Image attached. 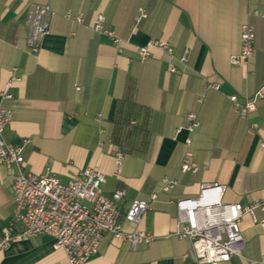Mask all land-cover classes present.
<instances>
[{
	"label": "crops",
	"instance_id": "0c3cea01",
	"mask_svg": "<svg viewBox=\"0 0 264 264\" xmlns=\"http://www.w3.org/2000/svg\"><path fill=\"white\" fill-rule=\"evenodd\" d=\"M36 4L49 5L55 15L39 51L31 54L24 18ZM140 9L146 16L137 20ZM254 9L264 10V0H0V87L18 78L12 98L0 99V108L12 112L4 139L20 149L23 170L63 184L86 168L100 171L103 195L126 192L122 230L154 236L132 247L106 233L89 264H191L190 240L173 235L175 202L196 197L201 184L226 186V203L264 200V97L246 119L229 100L234 94L251 97L264 86V18L248 17ZM66 12L81 15L82 24L66 19ZM98 14L121 40L119 49L92 30ZM245 23L254 28L253 53L233 65ZM152 40L166 42L176 58L188 49V62L169 72L168 55L156 48L141 60L138 48ZM188 114L199 122L192 132ZM184 159L198 171L181 172ZM15 173L14 165H0V234L12 219ZM165 178L176 182L168 192L161 191ZM152 193L158 198L140 224L125 220L131 202ZM263 219L259 209L254 218L245 215L242 256L218 264L260 259ZM0 264L67 260L52 239L37 235L0 249Z\"/></svg>",
	"mask_w": 264,
	"mask_h": 264
},
{
	"label": "built area",
	"instance_id": "2783aa9c",
	"mask_svg": "<svg viewBox=\"0 0 264 264\" xmlns=\"http://www.w3.org/2000/svg\"><path fill=\"white\" fill-rule=\"evenodd\" d=\"M55 12L49 5H31L24 18L27 27L26 44L31 54H36L42 39L49 33L50 20ZM248 17H263L264 10H249ZM146 16L139 10L140 18ZM64 17L77 24H82L81 15L69 12ZM104 16L98 14L92 22V30L111 39L119 49L121 40L114 32L104 26ZM255 34L252 24L245 23L240 30V52L231 59L233 65L246 62L253 53ZM156 48L168 55V71L176 72L178 64H186L190 51L185 49L176 58L173 49L164 41L152 40L138 48L141 60L150 56V49ZM13 72L16 68L12 69ZM18 81L11 77L0 87V99H11V89ZM207 88L218 89L217 85ZM264 97V86L251 97L229 96L236 115L246 119L253 112L256 102ZM99 118V115L97 116ZM12 118L11 110L0 108V165H14L16 173L12 181L13 213L12 219L0 234V249L11 242L25 240L33 236L44 235L52 239L53 247L62 250L67 264H89L90 257L104 237L110 233L113 237L128 242L132 247L145 244L154 236L144 231L124 232L121 228L120 204L125 197L124 190H116L110 196L101 193V185L105 176L98 170L86 168L76 174L68 183H61L56 177L48 174L36 175L23 170V157L19 148L13 147L4 139V131ZM188 130L199 126L195 114H188ZM257 125H252L255 130ZM264 150V143L261 144ZM121 153L116 154V162L120 163ZM199 167L184 159L180 164L183 173H195ZM175 181L164 179L161 191L168 192L175 186ZM226 186L217 182L201 184L199 193L194 198H182L175 202L177 209L176 225L173 235L187 238L191 242V264H218L228 262L233 257H241L244 247L240 222L245 215L254 218V211H264V200L243 206L238 203H226L223 196ZM158 198L152 193L148 200H134L125 213V220L140 224L144 213ZM264 229V219L259 222ZM19 225L20 229L15 230ZM249 264H264V255Z\"/></svg>",
	"mask_w": 264,
	"mask_h": 264
}]
</instances>
